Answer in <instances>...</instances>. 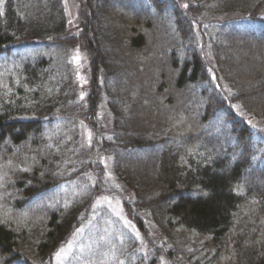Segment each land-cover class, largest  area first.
Masks as SVG:
<instances>
[{
  "label": "trees",
  "instance_id": "obj_1",
  "mask_svg": "<svg viewBox=\"0 0 264 264\" xmlns=\"http://www.w3.org/2000/svg\"><path fill=\"white\" fill-rule=\"evenodd\" d=\"M75 1L77 34L62 0H0V264H54L99 221L98 153L146 249L113 218L65 264H264V0Z\"/></svg>",
  "mask_w": 264,
  "mask_h": 264
},
{
  "label": "rangeland",
  "instance_id": "obj_2",
  "mask_svg": "<svg viewBox=\"0 0 264 264\" xmlns=\"http://www.w3.org/2000/svg\"><path fill=\"white\" fill-rule=\"evenodd\" d=\"M62 3L64 5L69 28L71 30L70 33L77 34L78 28H79L78 4L75 0H62ZM195 16L197 17V19L193 27L198 29L200 28L202 23L203 25L205 24V21H203L199 15H195ZM100 41L98 42V44H100V47L103 49V47L105 46H103V44L101 43L102 41L101 42ZM202 49L204 50L203 54H205V58L210 63L211 60H210V55L208 53V45L204 44ZM240 53L241 54L237 56L233 54V52L232 53L229 52L230 59H232L233 62L238 63L241 56H243L242 49H240ZM256 60L258 59L256 58ZM69 61L72 63L74 67L75 78H76V81L78 82L79 87L84 89L86 87V83L88 82L87 53L79 45L77 48L71 51L70 56H69ZM259 61L260 60H258V62ZM129 75H130L129 73L124 76L120 75L118 79L125 82L124 77L126 78V76L128 77ZM218 87L220 88L219 85ZM224 87L225 85L224 86L222 85V89L220 90L225 92L226 89ZM135 91H137V89H135ZM143 105L145 104L143 103ZM99 117L101 118V122L104 124V126L107 129H109L110 127L109 126L110 124L109 112L105 109H102L101 112L99 113ZM126 118H127V115L123 112V119L125 120ZM80 137H81L82 147L85 149L84 150L85 154H87L88 152L89 157H91V151H89V149H90V144L93 138V133L91 132L89 127L85 125L84 122H82V124L80 125ZM96 160L102 165V172H103V178H104V184L100 188L101 193L96 199L94 206H93L94 210L97 209V212L96 210L95 212H92V219L96 220L97 218V220L99 219V221H96L94 225L91 223V226L88 225V226H82L78 228L73 234V236L68 240V242L64 244L62 247H60L58 251L54 254V264H65L66 261H68L69 259L71 260V256L73 252L75 250L76 251L80 250L82 246L87 244L90 236L94 233L92 231V228L102 230L101 237L99 238L98 242L102 241V238L106 240V238L108 237L107 231H114L116 228L115 224L113 223V218L117 219L120 222V224H122L125 228L129 229L132 232L136 240L139 241V244H140L139 248L141 249L142 252L146 249L147 240H145L142 237V235L137 231L134 224L131 222V220L126 215V212L123 206L122 197L120 196L121 194L123 196L124 195L130 196L131 195L130 191L126 189L122 185V183H120L119 181L115 179L114 173L111 168V160L109 157L98 153L96 155ZM104 210L105 212L108 213V216H106L107 214L103 215ZM148 234L151 237H154V234L152 233V229L150 228V226H148ZM161 264H170V263L169 261L162 260Z\"/></svg>",
  "mask_w": 264,
  "mask_h": 264
}]
</instances>
